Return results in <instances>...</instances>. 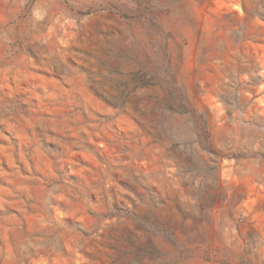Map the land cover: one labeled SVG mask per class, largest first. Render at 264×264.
Returning <instances> with one entry per match:
<instances>
[{"label":"rangeland","instance_id":"1","mask_svg":"<svg viewBox=\"0 0 264 264\" xmlns=\"http://www.w3.org/2000/svg\"><path fill=\"white\" fill-rule=\"evenodd\" d=\"M0 264H264V0H0Z\"/></svg>","mask_w":264,"mask_h":264}]
</instances>
